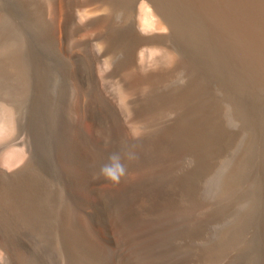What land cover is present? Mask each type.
Here are the masks:
<instances>
[{"label":"bare ground","instance_id":"bare-ground-1","mask_svg":"<svg viewBox=\"0 0 264 264\" xmlns=\"http://www.w3.org/2000/svg\"><path fill=\"white\" fill-rule=\"evenodd\" d=\"M9 1L24 22L42 29L44 45L65 73L92 84L99 115H91L80 101L78 133L65 137L61 145L66 179L59 198L50 196V204L39 202V182L25 154L15 150L2 154L0 160L10 170L0 166V184L9 182L27 190L29 197L15 204L28 217L34 216L30 233L14 216L15 230L31 241V233L42 228L49 264H226L227 255L221 249L205 252L204 261L192 260L190 247L179 241L196 238L199 228L172 231L174 225L168 220L178 198V194L173 198L168 184L180 186L184 181L157 180L181 153L177 138L207 169L218 160L226 131L202 120L195 108L184 109L179 121L162 125L149 119L146 124L147 105L129 89L166 80L183 68L192 69L181 52L188 38L197 51L210 52L237 67L264 98V0ZM150 57L155 65L144 70ZM104 61L113 64L109 77H119L127 92L126 104L136 128L146 125L153 131L133 136L125 125L124 132L114 126L110 150L94 136L98 120L118 111L101 87L103 77L108 76L101 65ZM193 95V90L179 91L175 102L185 105ZM2 110L6 114L0 118V132L10 131L12 108L7 104ZM245 116L252 118L249 112ZM188 140L195 144L189 146ZM112 154H118L125 167L118 183L105 178L101 166L97 168L101 161L109 163ZM13 227L12 240L19 245L22 240ZM5 252L12 255V247L9 237L0 234V264Z\"/></svg>","mask_w":264,"mask_h":264},{"label":"rangeland","instance_id":"rangeland-1","mask_svg":"<svg viewBox=\"0 0 264 264\" xmlns=\"http://www.w3.org/2000/svg\"><path fill=\"white\" fill-rule=\"evenodd\" d=\"M42 36V29L24 22L9 0H0V118L6 114L2 106L8 104L14 119L12 130L0 132V159L14 150L25 154L23 158L41 188H37L41 192H37L39 202L50 204V196L59 198L66 179L61 145L65 137L78 133L80 101L91 115H99L91 95L92 84L69 77ZM182 45L181 52L192 69L183 68L166 80L129 89L139 93L143 97L140 101L147 105L146 124L149 119L162 125L179 121L184 109L195 108L202 120L226 131L219 158L207 169L177 138L181 153L157 177L184 181L181 187L168 184L173 198L178 194L168 216L174 225L172 231L187 233L190 229L186 226L199 228L196 238L179 241L190 247L192 260L197 262L205 260V252L221 249L226 252V264H264V98L234 65L210 52L197 51L192 39L185 38ZM154 61V57L148 58L143 69L152 68ZM101 65L108 74L100 83L102 90L118 111L98 120L94 136L110 150L114 126L124 132L125 125L133 136L153 131L146 125L136 128L120 78L109 77L113 64L104 61ZM186 90H193L194 95L185 105L177 104L175 95ZM247 112L251 113L250 120ZM188 144L195 142L188 140ZM105 164L101 161L97 168ZM0 166L10 170L1 160ZM28 197L21 187L4 181L0 184V234L9 237L12 247V255L2 254V264H49L44 253L47 236L42 228L31 233L34 237L29 241L12 225L15 216L21 227L31 232L34 216L28 217L15 204ZM12 227L22 240L19 245L12 240Z\"/></svg>","mask_w":264,"mask_h":264},{"label":"clouds","instance_id":"clouds-1","mask_svg":"<svg viewBox=\"0 0 264 264\" xmlns=\"http://www.w3.org/2000/svg\"><path fill=\"white\" fill-rule=\"evenodd\" d=\"M101 171L105 175V178L118 183L121 176L125 173V167L121 162L120 156L112 154L109 157V163L105 164Z\"/></svg>","mask_w":264,"mask_h":264}]
</instances>
